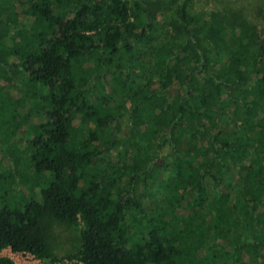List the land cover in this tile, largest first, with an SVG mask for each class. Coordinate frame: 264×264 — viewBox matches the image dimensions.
<instances>
[{"label":"trees","instance_id":"16d2710c","mask_svg":"<svg viewBox=\"0 0 264 264\" xmlns=\"http://www.w3.org/2000/svg\"><path fill=\"white\" fill-rule=\"evenodd\" d=\"M147 1L0 0V253L59 264L53 217L75 264H264V37Z\"/></svg>","mask_w":264,"mask_h":264},{"label":"rangeland","instance_id":"374dc122","mask_svg":"<svg viewBox=\"0 0 264 264\" xmlns=\"http://www.w3.org/2000/svg\"><path fill=\"white\" fill-rule=\"evenodd\" d=\"M147 3L158 12L159 19H168L172 15L173 7L177 0H148ZM230 7L241 14L242 20L249 25L250 38L254 45L261 37H264V0H193L190 10L196 14H213L223 8ZM189 57L196 59V52L190 48L187 51ZM172 88V92H173ZM47 228L48 240L53 254L59 257V264H75L68 259V255L75 252L80 244V227L75 224L61 221L53 217L44 219ZM0 256H7L17 264H43L33 254L28 252H13L11 248L4 249Z\"/></svg>","mask_w":264,"mask_h":264}]
</instances>
